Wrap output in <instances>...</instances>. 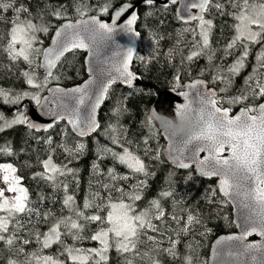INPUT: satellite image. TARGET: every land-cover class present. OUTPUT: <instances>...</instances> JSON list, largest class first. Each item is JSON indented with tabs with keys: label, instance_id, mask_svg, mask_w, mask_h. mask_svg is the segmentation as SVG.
Here are the masks:
<instances>
[{
	"label": "trees",
	"instance_id": "16d2710c",
	"mask_svg": "<svg viewBox=\"0 0 264 264\" xmlns=\"http://www.w3.org/2000/svg\"><path fill=\"white\" fill-rule=\"evenodd\" d=\"M136 0H16L15 7L21 4L28 9V13H21V19L28 17L38 25L46 24L48 32H37L38 41L36 47L45 48L51 39L55 29L65 20L77 19L81 16L77 8L86 12L85 16L97 15L103 19H109L113 10L127 2ZM224 5L222 10L209 6L205 21H211L208 46L203 47V40L200 35L199 21L184 23L177 16V5L170 4L165 8L159 4L143 5L139 9V17L136 28L140 33V41L137 53L133 61V70L138 73L145 85L128 88L121 84L113 85L107 94L99 112L100 128L90 137H79L65 123L60 122L48 132H37L28 129L26 125L16 124L0 131V146L11 145L13 155L0 154V160L11 162L16 165L22 183L28 189L30 205L38 209L40 216L32 214H19L16 219L9 222V232L5 236L15 234L20 239L16 240L9 249L3 241H0V264H8L9 260L21 262L25 260L26 254L39 252L40 245L36 242L35 233H45L57 218L72 216L76 217L66 208L63 200L66 195L74 198L76 209L83 211L85 216L98 214L105 217L108 208L102 211L94 206L84 208L85 202L93 205L107 204L109 193L113 201L121 194L116 192L114 187H121L125 192H132L138 181H145V184L136 189L141 199L135 204L139 211L149 208V202L158 199L165 211L161 220H153L158 231L146 230L147 235L141 236L138 245V253L121 254L115 247L109 248L107 260L101 264H187L186 258H191V264H208V255L212 242L221 234L234 232L236 230L233 221V210L229 202L222 199L215 179H206L197 174L193 169H178L170 164L165 156V140L162 134L157 133V128L150 126L147 115L156 99L153 85L159 89L183 90L185 83L197 77L207 80L211 87H215L219 97L224 100L236 97L243 93L249 86L246 81L255 84L256 79L264 80V68L257 72L260 61L258 57L264 54V39L256 43H248V55L243 60V67L236 73H229L228 69L235 65L243 55L244 47L237 43L234 48H227L235 36L233 25L236 21L230 12L234 11L227 0H213V4ZM107 6L109 11L104 14L101 8ZM62 11L63 18L58 19L52 13ZM15 12L9 9L7 12L0 11V88L11 90L12 94L29 91L36 92L25 82L22 72L29 71V66L22 59L11 60L5 49L10 40L12 21L15 19ZM83 16V17H85ZM187 29H195L188 31ZM199 45V47H197ZM202 54L188 61L186 57L193 51H201ZM85 53L79 50L70 52L54 72L59 80H52V84L72 86L83 82L87 78L85 65ZM211 57V59H209ZM38 59L34 58L32 70L35 71L39 80L43 79L44 73L36 65ZM179 78V86L177 79ZM213 77H219L213 81ZM226 89L221 92L220 89ZM47 88L40 90L41 97ZM264 97L249 100L244 104L230 105L223 103L221 106L231 108L236 112L240 107L248 104H259ZM36 106L29 98L21 99L19 104H9L0 97V110L7 115H14L17 109L23 110L26 114ZM119 107L118 115L113 114V109ZM118 122V123H117ZM117 125L120 143L128 147L129 151L140 157L146 165L149 175L142 173L133 174L126 165L114 160L110 154L103 153L107 147L115 152L122 153L119 145L113 144L108 137L113 133L106 131L109 124ZM66 128V133L64 129ZM52 137V145L45 143L47 137ZM147 143L145 144V140ZM131 141V143H128ZM77 143H84L85 147L75 155H69L63 148L57 147L66 144L69 148H75ZM145 149L149 151L146 153ZM54 150V151H53ZM99 150V151H98ZM51 155L57 165H67L73 172L66 176H60L58 181L68 185L67 193L63 185L53 187L52 183L39 177L33 178L37 172H43L40 161L47 160ZM159 155V159H155ZM93 164H98V171L93 170ZM114 168L120 175L129 176L127 181H112L107 175L108 169ZM110 184L113 187L105 189L103 184ZM216 189V195L212 190ZM171 192L170 197H162L161 193ZM99 193V196L95 194ZM44 199L41 200L40 197ZM125 201L127 197L124 198ZM51 215L45 219L44 213ZM191 214L199 219V224L189 225L190 231L180 233V228L187 223V216ZM3 215V213H0ZM172 216L180 219L177 224ZM16 220H19L23 227L17 228ZM79 223L84 225V236H91L100 227L99 222H87L83 219ZM63 232L64 229L62 228ZM147 236L155 238L157 243L147 239ZM28 239L27 245L22 244ZM66 245L75 244L76 247L88 249L89 246L97 244L96 241L85 239L74 242L70 236H62ZM172 241H178L175 246V255L163 251L173 245ZM23 247V252L17 249ZM62 252L61 245L52 244L50 248L43 249L44 255L52 254L64 258L69 264L66 254ZM98 259V258H97ZM89 264H93L89 261Z\"/></svg>",
	"mask_w": 264,
	"mask_h": 264
},
{
	"label": "snow or ice",
	"instance_id": "6c2138e0",
	"mask_svg": "<svg viewBox=\"0 0 264 264\" xmlns=\"http://www.w3.org/2000/svg\"><path fill=\"white\" fill-rule=\"evenodd\" d=\"M147 5H153L156 0H143ZM179 0H164V7L169 4H177ZM234 11L229 15L233 17L236 23L233 25L236 35L227 48L231 49L240 43L244 47V52L240 60L228 69L229 73H236L243 67V60L247 57L248 43H256L264 39V0H227ZM16 0H0V11L7 12L9 9L15 12V19L11 22L12 28L9 33L5 51L8 52L11 60L22 59L29 66V71L22 72L25 82L31 88L37 89L36 92L23 91L12 94L11 90L0 88V97L9 104H19L21 99L29 98L39 107L40 115L50 118V122L41 125L33 121L26 112L17 109L13 118L6 120L4 115L0 113V131L5 127H12L16 124L26 125L28 129H35L37 132H48L61 121H66L71 126L73 132L79 137H85L96 132L100 128V124L96 119L97 109L106 98L110 87L118 80L126 84L129 88L133 87V81L136 77L129 71V64L133 59V49L127 48L122 53H117L120 59L117 64H112L109 69L93 67L92 60L96 57V48L98 42H108L112 40L113 34L117 28L126 33H134L133 25L138 19L135 11L131 12L122 24L118 23L122 15L133 9V5L128 3L114 10L110 22H103L97 16H91L87 19L77 20L76 23L68 22L61 25L55 32L52 39V46L47 48L34 47L38 41L37 32H48L46 24L38 25L32 22L28 17L21 19V13H28V9L22 4L15 7ZM209 6L222 10L224 5L217 2L213 4V0H187L184 7L180 10V19L184 23L192 20L199 21L200 35L203 40V47L208 46V32L206 29L211 28V21H205L204 13ZM193 9L196 12H193ZM107 14L109 8L107 6L100 9ZM78 14L83 17L86 12L81 8H77ZM58 19L63 18L62 11L52 13ZM193 31L195 29H187ZM19 45V48H17ZM199 47V45H197ZM86 50L89 56L87 61L90 78L85 80L83 84L72 88H62L59 86L48 87L52 80H59L60 77L54 75L53 69L62 57L68 52L74 50ZM202 54L201 51H193L186 57L188 61L193 60ZM34 58L39 60L37 67L44 69L42 80L38 81L35 71L32 70ZM211 59V57L209 58ZM260 61L257 72L260 68H264V54L258 57ZM107 63V62H106ZM264 75V74H261ZM177 86H179V78L177 77ZM219 77H213V81ZM253 77H249L246 83L248 88L240 95L227 100L219 97L214 89H207L203 81H196L187 87L189 91L179 93L183 97V103H176L173 108L174 115L178 116L184 113H190L197 124V132L187 137H174L167 132H162L157 128L158 134L167 137L170 149V158L172 162L180 169H189L195 165L196 170L202 176L218 177V190L222 194L225 202L238 201L244 211L241 212L237 227L240 229L238 235H228L221 237L216 241L217 250L213 253L216 259L220 254V246L228 245L226 251L229 257H233L239 264H249L254 261L255 264H264V103L248 104L241 107L235 115H230L231 108H223V103L230 105L244 104L252 97L253 100L264 97V80L257 78L254 85L249 83ZM47 88L50 95L41 97L40 90ZM221 92L226 89H220ZM119 107L113 109V114H119ZM157 111L151 112L149 124L158 119ZM163 113V112H162ZM118 123V122H117ZM65 134L66 128L64 129ZM106 131L113 134L108 137L113 144L122 147V153L115 152L110 148L104 147L103 154H110L114 160H118L131 170L133 174L142 173L149 175L146 165L142 159L129 151L128 147H124L120 143L117 125L109 124ZM45 143L52 145V137H47ZM128 143H131L129 141ZM147 139L145 140V144ZM67 152L69 155H75L81 152L85 145L77 143L75 148H69L66 144L57 145ZM54 151V150H53ZM99 151V150H98ZM149 150L145 149L147 153ZM0 154L13 155L11 145L0 146ZM204 154V155H201ZM159 159V155L154 157ZM43 172H37L33 178L39 177L52 183L53 187L61 184L67 193L68 185L62 181H58L60 176H66L73 172V169L67 165H56L49 155L47 160L40 161ZM99 165L93 164V170L98 171ZM17 169L11 163L0 164V179L6 185L0 188V241H3L9 249L14 245L16 240L20 239L15 234L5 236L9 232V222L16 219L19 214H27L31 217L35 214L40 216L38 209L31 207L32 202L29 199L28 189L22 185V178L16 175ZM107 175L112 181L129 179V176H120L115 172L114 168H109ZM145 181H138L132 192H125L121 187H114L113 190L121 195L113 201L111 193L107 198V204L93 205L91 202H85L84 208L96 207L98 211L108 208L106 217L98 214L85 216L74 206V198L66 195L63 204L69 209L72 216L57 218L45 233H35L36 242L40 245L39 252L26 254L24 264H64L59 256H44L43 249L50 248L52 244L61 245L62 252L60 255L66 254L67 259L72 264H101L107 260L106 253L109 248L115 247L116 251L124 253H138V245L142 243L141 236L147 235L146 230L153 232L158 231L153 220H161L165 211L158 199L149 202V208L137 212L135 202L141 199V195L136 193V189L142 187ZM103 188L109 189L113 186L103 184ZM5 192L15 193L11 197L5 196ZM99 196V193L95 194ZM171 192L161 193L162 197H170ZM212 195H216V189L212 190ZM125 197L129 202H125ZM44 199L43 196L40 197ZM51 215L50 212L44 213L45 219ZM83 219L87 222H99V229L91 236H84V225L79 223ZM172 219L179 224L180 219L172 216ZM199 224L200 221L191 214L187 216V223L180 228V233L190 231L189 225ZM107 224V227L104 225ZM17 228L23 227L19 220H16ZM64 229L62 232L61 229ZM253 234L261 237V242H248V237ZM62 236H70L74 242H80L85 239L96 241L99 248H79L73 245H66ZM147 239L157 243L154 237L147 236ZM178 241H172L173 245L163 251L170 255H175L174 246ZM28 239H24L22 244L27 245ZM23 252V247L17 249ZM98 258V259H97ZM187 264H191V258H186ZM8 264H16V261L9 260ZM127 264H132L127 261ZM152 264H158V261H152Z\"/></svg>",
	"mask_w": 264,
	"mask_h": 264
},
{
	"label": "water",
	"instance_id": "95a60500",
	"mask_svg": "<svg viewBox=\"0 0 264 264\" xmlns=\"http://www.w3.org/2000/svg\"><path fill=\"white\" fill-rule=\"evenodd\" d=\"M186 2H187V0H179V2L177 4H175V5H177L176 12H177V16L179 17V19H180V15H181L180 10L184 7V3H186ZM128 3H130V4L133 5V9H130L127 13H125L124 15H122L121 20L118 22L120 24H122L127 18L130 17L132 11H135L136 14H137V16L139 17V9H140V7L143 6V5H146V3L143 2V0H136L135 2H127V3H124V4H128ZM124 4H122V5H124ZM155 4H159V5L164 6V0H156V3ZM122 5H119L115 9L119 8ZM114 10H113V12H112V14H111V16H110L109 19H103V18H101V17H99L97 15H88V16H85V17L77 18V19H69V20L63 21L55 29V31L53 32V34L51 36V39H50L49 44L45 48L52 46V39L55 36V32L64 23H68V22L76 23L77 20L87 19V18H89L91 16H97L103 22H110L111 19H112ZM193 12L195 13L196 10L193 9ZM206 13H207V11L203 14L204 15V19L206 17ZM193 21H198V20H192L190 22H193ZM136 25H137V21L133 25V28H134V31L135 32H138L139 33V31L136 28ZM140 37H141L140 36V33H139V36H137L134 33H126L124 31H122L120 28H117L116 32L113 34L112 40H110L108 42H103V41L98 42L97 45L95 46L97 55L92 60L93 67H98V68H102V69H109L112 64H117L118 63V61L120 59V56L117 55V53H122L123 54V50H126L127 48L130 47V48L133 49V59H132V61L129 64V71H131L133 73V75L136 77V79H134V81H133V87H131V88L145 85L144 82L142 81L140 75L138 73H136L133 70V67H132L133 61H134V58H135V55H136L137 50H138ZM79 51L85 53V55H86V57H85V65H86V69H88V63H87V61L89 59L88 53H87L86 50H79ZM69 53L70 52L66 53L65 56L62 57L61 61ZM61 61L57 63V66H56L55 69H53V72H55V70L57 69V67L60 65ZM41 69H42V71L44 73V69L43 68H41ZM89 78H90V75H89V72L87 71V78L85 80H87ZM84 81L81 82V83H79V84L72 85V86H64V85H61V84H52V85H50L48 87H56V86H59V87H62V88H66L67 89V88H72V87L78 86L80 84H83ZM196 81H203L204 82V86L207 89H214V90L217 91V89L215 87L209 86L208 83H207V80L204 79V78H202V77H197V78H194L192 80L187 81L185 83V87H184L183 90H176V89H173V88L166 89V90H162V89H159L156 86L147 85V86H150L151 88H153L155 90V93H156V99H155V102L152 105L150 111L154 108L157 111H162L166 115H174V112H173L174 105L176 103H183V97L180 96L179 93L184 92V91H189V88L187 86L190 85V84H192V83H194V82H196ZM115 84H121V85H123L125 87H128L126 84H124L123 82H121L119 80ZM115 84H113V85H115ZM217 93H218V91H217ZM48 95H50V93L48 92V89H46V92H45V94L42 97L48 96ZM105 99H104V101H105ZM104 101L101 103V105L97 109V113H96V119H97V121H98L99 124H100V121H99V112H100V108H101L102 104L104 103ZM261 103H264V101L261 102ZM223 108H229V107H223ZM240 108L236 112H234V113L231 110L230 115L237 114L239 112ZM40 111L41 110L36 105V106L32 107V109L29 111V113H28L27 116H29L33 121H35V122H37V123H39L41 125L48 124L50 122V118L49 117H46V116L40 115L39 114ZM61 122H65L67 124L66 121H61ZM68 126L71 128L70 125H68ZM40 132H44V131L41 130ZM96 132L91 133L90 135H87V136H85L83 138L90 137L93 134H95ZM162 136H163V134H162ZM163 138L165 140V149H164L165 156H166L167 160L170 162V164L172 166L178 168L172 162V159L170 158V149H169V145H168V142H167V137L166 136H163ZM201 155H204V154H201ZM190 168H193L197 172V174L199 176L203 177V178H206V179H215L216 180V184L218 186V179H219L218 177H211V178H209V177L200 175V173L196 170L195 165H193ZM178 169H180V168H178ZM181 170H185V169H181ZM229 203L232 206V210H233V221H234L236 230L234 232L221 234V235H219L218 237H216L214 239V241L211 244L210 250H209L208 264H222V262H223V264H239V262L234 258V256L233 257H229L228 256L227 251H226L228 245H226V244L220 246L221 254L216 259L213 258V253L218 248V246L216 244V241L218 239H220L221 237L228 236V235H238L239 232H240V229L237 227V224L239 222V218H240L241 212L244 211L243 206L238 201H229ZM261 239L262 238L259 237L258 235L253 234L252 236L248 237V242L258 243V242H261ZM249 264H255V262L254 261H249Z\"/></svg>",
	"mask_w": 264,
	"mask_h": 264
},
{
	"label": "clouds",
	"instance_id": "9594fccd",
	"mask_svg": "<svg viewBox=\"0 0 264 264\" xmlns=\"http://www.w3.org/2000/svg\"><path fill=\"white\" fill-rule=\"evenodd\" d=\"M152 111H154V108L148 113L147 120L151 117ZM156 115L159 118L153 120L150 126L156 127L162 132H167L174 137H187L197 132L196 121L190 113L171 116L162 112H157Z\"/></svg>",
	"mask_w": 264,
	"mask_h": 264
},
{
	"label": "rangeland",
	"instance_id": "374dc122",
	"mask_svg": "<svg viewBox=\"0 0 264 264\" xmlns=\"http://www.w3.org/2000/svg\"><path fill=\"white\" fill-rule=\"evenodd\" d=\"M207 30V32H208V38H209V35H210V29H206ZM236 35V34H235ZM37 36V35H36ZM34 47H36V44L34 45ZM17 48H19V45H17ZM240 70V69H239ZM0 113H2L3 115H4V117H5V119L6 120H11L12 118H13V116L14 115H7L5 112H3V111H1L0 110ZM3 122H0V124H2ZM14 126V125H13ZM6 128H9V127H5V129ZM135 155V154H134ZM7 163H11V162H6V161H1L0 160V164H7ZM55 163V162H54ZM14 167H16V165L15 164H13V163H11ZM56 164V163H55ZM57 165V164H56ZM17 169V168H16ZM0 175H2V174H0ZM16 175L17 176H19L18 175V172H16ZM22 185L25 187V185L22 183ZM6 187V185L3 183V181H2V179H0V188H5ZM13 195H15V193H10V192H5V196H7V197H11V196H13ZM126 203L127 202H129V201H125ZM135 207H136V210H137V212H140L139 210H138V208H137V206H136V204H135ZM107 216V214L105 215V217ZM108 225L107 224H105L104 225V227H107ZM98 230V229H97ZM96 230V231H97ZM95 231V232H96ZM100 247V245H99V243L97 242V244H95L94 246L93 245H91V246H89V248H99ZM88 248V249H89ZM42 255H44V253H42ZM44 256H53V257H56L55 255H52V254H46V255H44ZM60 258V257H59ZM60 260H62V261H64V264H69V262H67L64 258H60ZM24 261L25 260H23V261H21V262H17L16 264H24Z\"/></svg>",
	"mask_w": 264,
	"mask_h": 264
}]
</instances>
